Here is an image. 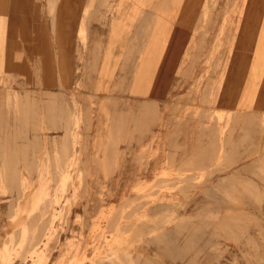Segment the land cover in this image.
Wrapping results in <instances>:
<instances>
[{"label": "rangeland", "instance_id": "rangeland-1", "mask_svg": "<svg viewBox=\"0 0 264 264\" xmlns=\"http://www.w3.org/2000/svg\"><path fill=\"white\" fill-rule=\"evenodd\" d=\"M0 264H264V0H0Z\"/></svg>", "mask_w": 264, "mask_h": 264}, {"label": "crops", "instance_id": "crops-1", "mask_svg": "<svg viewBox=\"0 0 264 264\" xmlns=\"http://www.w3.org/2000/svg\"><path fill=\"white\" fill-rule=\"evenodd\" d=\"M84 2H85V0H84Z\"/></svg>", "mask_w": 264, "mask_h": 264}]
</instances>
